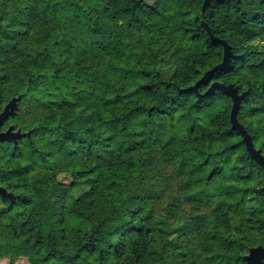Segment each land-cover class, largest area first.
I'll use <instances>...</instances> for the list:
<instances>
[{
	"label": "trees",
	"instance_id": "16d2710c",
	"mask_svg": "<svg viewBox=\"0 0 264 264\" xmlns=\"http://www.w3.org/2000/svg\"><path fill=\"white\" fill-rule=\"evenodd\" d=\"M204 3L12 0L1 7L0 46L10 62L1 66L0 80L8 78L14 89L13 80L21 79L24 97L36 94L41 108L21 140L43 170L33 173L20 163L8 182L6 227L12 247L32 264H146L179 231L166 229L149 196L133 189L152 162L150 143L168 156L189 150L200 157L210 191L228 171L236 178L217 191L212 220L241 206L244 216L214 223L211 240L204 237L182 255L246 264V250L264 241H255L251 230L264 231L263 169L232 128L234 98L224 92L232 85L242 96L238 119L264 150L260 130L243 120L264 116V0H210L203 10ZM158 29L167 33L176 59L173 71L150 85L149 60L138 52L149 57V34ZM217 39L230 45V63L195 87L223 61ZM21 140L9 144L18 150ZM58 166L70 173V184L55 182ZM248 195L257 202L249 217ZM236 224L246 227L242 234L229 233Z\"/></svg>",
	"mask_w": 264,
	"mask_h": 264
},
{
	"label": "rangeland",
	"instance_id": "374dc122",
	"mask_svg": "<svg viewBox=\"0 0 264 264\" xmlns=\"http://www.w3.org/2000/svg\"><path fill=\"white\" fill-rule=\"evenodd\" d=\"M18 1V0H17ZM12 0H0L1 7L8 8L11 5ZM2 16V14H0ZM7 20L3 21V23ZM155 34H149V44L152 45V49H149V57L141 52H138L140 57H144L145 61L149 60V84L155 85L159 82V75L163 72H171L174 69V60L176 59V49L171 45V40L167 38V33L161 29L153 32ZM158 33V34H157ZM152 37V39H151ZM2 41H0L1 43ZM31 46V44H30ZM32 47V46H31ZM18 52L20 44L13 47ZM4 49L0 46V68L4 66L8 67L10 60L6 59V55L3 52ZM2 66V67H1ZM97 71H102L98 69ZM14 89L10 86L8 78L0 80V92L3 96H7L8 99H12L13 93H17L15 96H21L20 102L17 104V109L10 119V123L15 126L16 129L21 132L32 129V125L37 122L38 117L41 115V108L39 106L38 96L32 95L28 98L24 97V93L21 88V79L13 80ZM19 86L20 89L18 91ZM32 97V101H31ZM200 120L207 128L209 118L203 114L200 116ZM243 120L250 124L252 123L256 128L260 130L261 136L264 138V116L257 118V116L243 117ZM257 124V125H256ZM30 131V130H29ZM23 139V138H22ZM39 140V138H37ZM21 140V139H19ZM12 142V141H11ZM264 142V141H263ZM18 150L12 145H8V182L10 171L16 169L20 163L23 165L29 164L33 173L42 171L43 169L36 165L35 158H31L29 150V143L27 140H21ZM186 152L177 153L173 156H168L165 151H162L159 145L149 144V156L152 158V162L141 175L133 180V189L138 194L149 196L150 206L161 216L164 222V226L167 229L178 228L179 231L175 235L167 237L164 244L158 246L157 253L148 259L146 264H215L208 257L197 258L194 260L193 256L182 255L191 247H197L201 239L208 237L211 240L210 233L211 227L214 223L222 222L227 223L230 217L237 218L244 216V208L231 209L228 213H220V220L213 221V213L219 205V195L217 191L219 188L236 182V178L230 171L225 176L216 178L215 183L212 185V191L204 184L206 178V172L200 166V157L194 156L192 153ZM226 159H229L226 157ZM3 163V153L0 148V178ZM231 163V159L229 164ZM53 178L59 183L70 184L72 182V176L66 171L65 166H58L52 170ZM50 174L48 178L53 182V178ZM18 178H21L19 176ZM12 189V188H11ZM42 193V192H41ZM46 203V199L41 198ZM238 200V196L232 199L234 203ZM53 201V200H52ZM250 203V207L246 206ZM254 204V205H252ZM234 206V204H232ZM257 205L251 195H248L244 207L246 208V216L249 217L252 207ZM8 208L9 203L3 201L0 197V260L9 261L13 264H32L28 255H26L22 249L12 247L13 241L11 240V233L7 230L8 222ZM246 217V219H247ZM204 223H200V221ZM234 220V219H233ZM234 221L231 222L233 224ZM225 224L222 225V228ZM252 227L253 235L256 237L255 241L264 236V231L260 230V227ZM251 227V226H249ZM246 227L234 225L229 231L230 234H242V230ZM169 238V239H168ZM175 240V243H173ZM254 244L246 250L245 255H248L250 249ZM6 247V248H4ZM244 255V256H245ZM243 256V258H244ZM245 260V259H244ZM246 261V260H245ZM246 264L247 261H246Z\"/></svg>",
	"mask_w": 264,
	"mask_h": 264
},
{
	"label": "water",
	"instance_id": "95a60500",
	"mask_svg": "<svg viewBox=\"0 0 264 264\" xmlns=\"http://www.w3.org/2000/svg\"><path fill=\"white\" fill-rule=\"evenodd\" d=\"M209 2H210V0H205V3H204L203 8H202L203 10L206 9ZM209 31H210V29H209ZM217 40H219V39H217ZM219 41L224 45L223 61L221 63L217 64L214 68L207 71L204 74V76L197 82L195 87L197 85H199L200 83H202L203 81H206L207 79H209V77L215 71L224 69L230 63L231 47L225 40H219ZM225 88L231 93V95L234 98V104H233V108H232V112H231L232 128L234 130L240 131L243 134L244 142L246 143V146H247V149H248L250 155L253 157V159H255L261 165V167L263 169V183H264V156L258 155V153L261 151V149H257V148L252 147L254 145L252 138L238 119V110H239V106L241 103L242 96H240L237 93V90L235 88H233L232 85L227 86ZM11 100H15L14 107H15V109H17V103H18V101L21 100V96L13 97ZM13 114L9 115L8 117L12 116ZM14 128L15 127L13 125H11L10 128L6 132H0V141L8 140V141H14L16 143L19 139H22L23 137H26V136H30V134H31V131H28V132H21L20 130L15 131ZM263 190H264V186H263ZM0 194H3L7 197H12V193L7 192V190L2 188L1 186H0ZM251 249H250V251H251ZM246 256L247 255L244 256V259ZM259 256H260V253L258 252L257 255L255 257H253V259H258ZM245 260L247 261V259H245ZM247 263H248V261H247Z\"/></svg>",
	"mask_w": 264,
	"mask_h": 264
},
{
	"label": "snow or ice",
	"instance_id": "6c2138e0",
	"mask_svg": "<svg viewBox=\"0 0 264 264\" xmlns=\"http://www.w3.org/2000/svg\"><path fill=\"white\" fill-rule=\"evenodd\" d=\"M224 92L227 93L228 90L224 89ZM14 105L15 100L5 99L3 94L0 93V128L3 127L4 121L8 118V116L15 112L16 109ZM252 147L256 148L255 145H253ZM258 155L264 156V150H261ZM258 252L260 253L259 258L253 259V257H255ZM245 259H247L248 264H264V241H261L258 245H254L250 253L245 257ZM0 264H13V262L11 260H0Z\"/></svg>",
	"mask_w": 264,
	"mask_h": 264
},
{
	"label": "flooded vegetation",
	"instance_id": "af4514ba",
	"mask_svg": "<svg viewBox=\"0 0 264 264\" xmlns=\"http://www.w3.org/2000/svg\"><path fill=\"white\" fill-rule=\"evenodd\" d=\"M4 97H5V99H8V97L6 95ZM8 100H11V99H8ZM11 117L12 116L8 117L4 121V125L2 128H0V132H6L10 128V126L13 125L10 123ZM14 130L18 131L19 129L17 130L16 128H14ZM10 142L11 141H8V140L0 141V148L2 149V153H3V163H2V171H1V178H0V186L2 188L6 189L7 192H8V145ZM12 142H14V141H12ZM0 197L3 198V201L8 202L7 196L0 194Z\"/></svg>",
	"mask_w": 264,
	"mask_h": 264
}]
</instances>
